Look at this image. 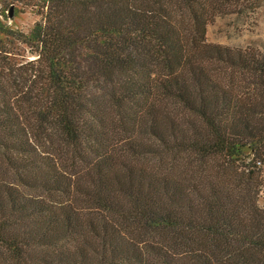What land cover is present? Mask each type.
<instances>
[{"label":"trees","instance_id":"trees-1","mask_svg":"<svg viewBox=\"0 0 264 264\" xmlns=\"http://www.w3.org/2000/svg\"><path fill=\"white\" fill-rule=\"evenodd\" d=\"M259 7L0 0V264H264Z\"/></svg>","mask_w":264,"mask_h":264},{"label":"rangeland","instance_id":"rangeland-1","mask_svg":"<svg viewBox=\"0 0 264 264\" xmlns=\"http://www.w3.org/2000/svg\"><path fill=\"white\" fill-rule=\"evenodd\" d=\"M237 1V0H236ZM241 3L244 0H238ZM259 9L255 13H244L241 16L231 15L219 18L208 26L207 39L210 43L229 46L231 48L257 47L264 50V0H258ZM14 28L30 30L38 17L32 13L12 12ZM262 181L264 182V168Z\"/></svg>","mask_w":264,"mask_h":264},{"label":"built area","instance_id":"built-area-1","mask_svg":"<svg viewBox=\"0 0 264 264\" xmlns=\"http://www.w3.org/2000/svg\"><path fill=\"white\" fill-rule=\"evenodd\" d=\"M260 166H263L262 164ZM260 197H261V201L264 205V184L262 185L261 191H260Z\"/></svg>","mask_w":264,"mask_h":264}]
</instances>
